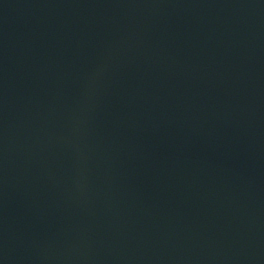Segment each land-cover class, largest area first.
Wrapping results in <instances>:
<instances>
[{
  "label": "water",
  "instance_id": "1",
  "mask_svg": "<svg viewBox=\"0 0 264 264\" xmlns=\"http://www.w3.org/2000/svg\"><path fill=\"white\" fill-rule=\"evenodd\" d=\"M0 264H264V0H0Z\"/></svg>",
  "mask_w": 264,
  "mask_h": 264
}]
</instances>
